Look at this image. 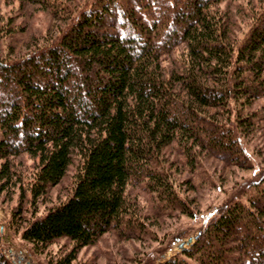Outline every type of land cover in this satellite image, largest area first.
<instances>
[{
    "label": "trees",
    "instance_id": "16d2710c",
    "mask_svg": "<svg viewBox=\"0 0 264 264\" xmlns=\"http://www.w3.org/2000/svg\"><path fill=\"white\" fill-rule=\"evenodd\" d=\"M217 1L93 0L51 43L0 59L1 188L8 159L25 152L34 204L77 159L70 195L23 227L34 248L70 239L59 264H71L76 250L125 221L131 182L145 180L174 208L173 177L155 168L165 161L154 164L171 143L193 170L196 146L226 163L246 161L241 133L255 127L250 104L264 97V7L234 42L212 10ZM181 44L178 66L165 72V56ZM203 105L220 106L224 119ZM250 186L246 202L229 201L162 264H264V175ZM0 264H13L1 249Z\"/></svg>",
    "mask_w": 264,
    "mask_h": 264
},
{
    "label": "rangeland",
    "instance_id": "374dc122",
    "mask_svg": "<svg viewBox=\"0 0 264 264\" xmlns=\"http://www.w3.org/2000/svg\"><path fill=\"white\" fill-rule=\"evenodd\" d=\"M92 2L49 0V4H45L37 0H0V59L13 60L51 43L73 15ZM261 6L264 7V0H219L212 5V10L221 13L225 36L228 41L235 42L244 37L261 12ZM185 51L181 44L165 56V72L178 66ZM201 77L205 79L206 76L201 74ZM178 93L181 98H187L184 89H179ZM250 105L256 110L258 119L254 128L241 133L246 156L242 165L226 163L196 146L193 170L180 146L175 143L165 146L154 164L165 161V168L159 163L155 168L162 170L163 175L166 170L171 179L173 177L171 188L179 203L170 207L157 189L145 185V180L131 182L127 186L130 212L125 215V221L103 233L93 244L76 250L71 264H162L181 252L177 248L180 241L199 234L207 220L217 215L229 201L246 202L254 191L250 186L252 181L264 175V97L252 100ZM200 108L218 121L225 117L220 106ZM8 160L11 178L2 188L0 186V249L13 264L61 263L67 253L72 252L73 241L62 237L44 247L34 248L21 233L31 220L70 195L76 157L72 158L61 180L34 204L29 202V183L35 172L33 159L22 152ZM5 179L0 180V184ZM190 245H185V249ZM187 260L189 264H196L191 258Z\"/></svg>",
    "mask_w": 264,
    "mask_h": 264
},
{
    "label": "water",
    "instance_id": "95a60500",
    "mask_svg": "<svg viewBox=\"0 0 264 264\" xmlns=\"http://www.w3.org/2000/svg\"><path fill=\"white\" fill-rule=\"evenodd\" d=\"M198 236V234H196L195 236H190L188 237L186 240H182L177 244V248H179L181 251L183 249H185V245H190L194 239H196Z\"/></svg>",
    "mask_w": 264,
    "mask_h": 264
},
{
    "label": "bare ground",
    "instance_id": "6f19581e",
    "mask_svg": "<svg viewBox=\"0 0 264 264\" xmlns=\"http://www.w3.org/2000/svg\"><path fill=\"white\" fill-rule=\"evenodd\" d=\"M82 5H83V4H82ZM174 11H175V10H174ZM149 13H150V12H149ZM146 25H147V24H146ZM152 26H153V25H152ZM215 215H216V214H215ZM18 233H19V232H18ZM217 248H218V247H217ZM214 249H215V248H214ZM214 249H213V250H214ZM210 251H211V250H210ZM206 259H207V258H206ZM206 261H207V260H206ZM39 263H40V262H39ZM40 264H41V263H40Z\"/></svg>",
    "mask_w": 264,
    "mask_h": 264
}]
</instances>
